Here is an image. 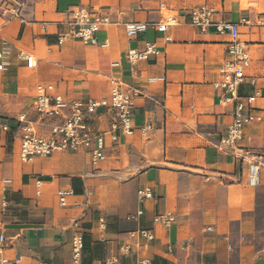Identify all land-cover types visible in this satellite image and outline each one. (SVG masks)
I'll return each instance as SVG.
<instances>
[{"label": "crops", "instance_id": "1", "mask_svg": "<svg viewBox=\"0 0 264 264\" xmlns=\"http://www.w3.org/2000/svg\"><path fill=\"white\" fill-rule=\"evenodd\" d=\"M20 1L24 23L0 11V116L8 125L0 131V235L7 264H70L74 222L83 236L82 264H102L119 246L132 243L129 233L139 228L150 229L154 240H139L141 246L120 257V264L138 258L152 264H264L262 126L243 128L236 151H247L242 161L218 149L232 122V106L219 102L221 90L214 87L229 39L214 30L199 32L187 16L193 7L208 6L217 19L239 23L250 58L245 74L255 85L245 81L237 92L241 97L257 92L256 114L264 116V0ZM77 6L109 17L111 23L96 34L97 46L58 41V34L68 31L66 11ZM165 14L178 23L161 34L153 25ZM129 22L145 23L146 32L128 39L123 24ZM147 42L157 43L159 54L139 62L131 74L125 53ZM20 53L32 55L36 67L27 68ZM110 77L141 91L131 136L114 142L107 137L105 160L97 167L85 152L21 161L15 119L25 112L36 120L32 105L38 86L51 87L49 97L99 100L109 96ZM148 121L154 128L143 138L139 127ZM95 124L108 131L109 115H100ZM254 158L262 163L260 181L249 187L247 161ZM142 188H150L154 199L140 205L136 193ZM60 191L71 192L63 206ZM139 208L143 214L128 219ZM166 213L174 217L168 227L152 223Z\"/></svg>", "mask_w": 264, "mask_h": 264}, {"label": "built area", "instance_id": "2", "mask_svg": "<svg viewBox=\"0 0 264 264\" xmlns=\"http://www.w3.org/2000/svg\"><path fill=\"white\" fill-rule=\"evenodd\" d=\"M0 0V11L3 15L17 18L24 23L20 15L22 3L20 0ZM164 10V7H161ZM218 12L208 6H197L188 10L189 25L201 33L214 30L216 34L227 36L226 54L223 65L220 69V79L214 83V87L221 90L219 102L222 105L232 106V122L226 127L219 137L217 147L222 152H231L236 160H243L248 155L242 150V154H236L237 144L243 137V128L249 124H260L262 126V139L264 143V116L256 114L254 107L258 93L251 96L241 97L238 95V87L247 81L251 86L255 85V79L247 77V70L250 58L244 42L239 39V23L217 19ZM67 20L64 23L68 31L58 34V41L74 40L85 45L97 46L96 34L111 23L109 17L94 7L77 6L66 11ZM178 23L174 15L165 14L160 23L155 26L161 34H166L170 26ZM264 23V19H262ZM126 37L135 39L138 35L144 34L147 30L145 23L129 22L123 24ZM45 30V29H44ZM168 41V38L164 39ZM159 54V48L155 42H147L142 49L131 48L125 53L124 60L129 65L131 74L139 62L149 61ZM19 58L25 62L29 69L36 67V60L30 54L20 53ZM1 60V54H0ZM119 63L115 62L114 67ZM3 64L0 61V72ZM155 78L148 79L149 82ZM109 96L103 99H86L67 101L61 96L49 97L46 91L51 87L38 86L36 89L35 101L32 105L33 112L37 115L35 121L27 118V113H20L15 122L20 134L19 156L21 161L30 162L34 158H46L54 152L79 153L85 152L90 156V163L97 167L105 160L104 150L106 138L112 142L118 136H131L135 127L132 124V113L135 107V100L141 95L140 89L133 87L118 77L108 79ZM107 114L110 117L108 131L97 129L95 119L100 115ZM44 128L46 133L39 132L38 128ZM153 124L146 122L139 127L143 138L148 137L153 130ZM0 131H8V125L0 116ZM262 163L258 159L247 161V185L256 187L260 181V168ZM36 194L39 195L41 182L36 181ZM70 191L58 192V200L61 206L64 199L70 195ZM137 202L143 205L144 202L154 199L150 188L139 189L136 193ZM2 207L6 208L5 200ZM143 214L139 208L128 219L135 220ZM174 222L173 215L157 214L153 217L152 223L162 227H168ZM132 243H126L118 247L117 253L105 258L102 264H120V257L127 256L133 248L140 247L139 240L150 243L154 235L150 229L139 228L129 233ZM5 238L0 235V264H7L2 256ZM83 236L77 222L73 223V233L70 241V264H82ZM20 257L15 263L20 262ZM39 264H51L42 262ZM134 264H152L148 258H138Z\"/></svg>", "mask_w": 264, "mask_h": 264}, {"label": "rangeland", "instance_id": "3", "mask_svg": "<svg viewBox=\"0 0 264 264\" xmlns=\"http://www.w3.org/2000/svg\"><path fill=\"white\" fill-rule=\"evenodd\" d=\"M243 7H245V6H243Z\"/></svg>", "mask_w": 264, "mask_h": 264}]
</instances>
